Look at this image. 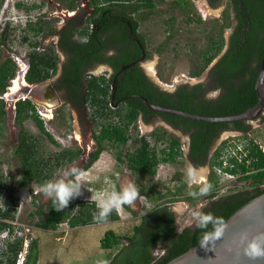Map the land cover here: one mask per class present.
<instances>
[{
    "label": "flooded vegetation",
    "instance_id": "obj_1",
    "mask_svg": "<svg viewBox=\"0 0 264 264\" xmlns=\"http://www.w3.org/2000/svg\"><path fill=\"white\" fill-rule=\"evenodd\" d=\"M135 1L129 0L128 3ZM137 1L143 2V0ZM177 1L179 0L156 2L152 8L140 4L138 8H135L133 5L118 6L105 2L99 3L97 0H72L71 2L69 0H40L38 2H34L33 0H18L15 5L25 10V22H22L24 24L23 27L39 33L49 34L55 45L54 48H51L48 45L42 46L38 40L30 42L32 46L25 53L24 58L5 49L0 54V62L10 58L15 63V75L8 80L6 90L7 92L12 88L14 84L11 85V83L17 81L16 90L11 91L9 94L12 98L11 101L14 102L13 109L15 116L16 102L26 98L36 107L47 132L49 131L45 125V118L48 122L52 121L55 123L57 129H63V133L67 129L73 132L74 128H76L74 123H77L78 136L74 134L75 136L72 137L77 139L79 144L76 147L68 146L62 149V152L69 150L75 156L73 159L66 160L62 166L56 167L60 169L65 166L64 169L58 171V173H62L61 177L56 180L57 176L56 178L52 176L46 182H75L76 173L72 171L73 168H77L81 172L87 171L105 151H111L114 159L113 165L119 169L120 173L129 174L130 172L135 174L131 169L128 156L135 150L137 145L144 144V140L149 141L150 145L155 147L159 152V155H162L161 152L165 147L169 150L170 139L177 137L171 132H180L184 138L177 137L180 142L178 159L184 158L186 162H190L194 166H206L205 178L201 179V181L205 180L206 183L204 185H207L212 172L211 160L218 147L225 142L224 147L220 150L219 158L227 147L233 148L235 155L232 158L237 161V164L232 162L233 168H235V164L238 168L235 178L229 180L232 182L220 189L218 186L215 196H203L205 202L199 201L196 203V206L191 207L188 212L190 217H194L191 222L181 226L178 220L179 209H176L168 201L160 204V201L169 197L170 194L175 197L176 195L173 194L175 189L171 190L169 188L168 191L170 190V193L157 200V204L152 207L154 208L158 204L159 206L168 205L174 213L177 228L182 229L186 226L194 227L197 225L199 222L198 218L204 213V207L213 208L215 205L214 200H217L219 197L227 193L237 192H243V195L246 196L254 193L257 189L264 188V182L260 183L251 177H247L251 173L256 172V170L251 168V158L246 159L248 152L250 153L251 137H254L253 124L255 123L258 128L264 127V108L252 119L201 120L152 107L180 110L209 118L229 117L236 115L230 114V111L239 105L238 91H244L239 87L238 77L233 74L234 72L232 71L230 74L225 73L222 64L226 60L225 55L227 51L232 46V35L240 26V18L243 20L244 17H250V14H248L250 7L245 4L244 0H188L182 8V6L176 3ZM166 2H170L166 5L167 8L174 9L176 7L182 12L184 24L188 27L193 24L200 26L206 24L205 17L209 9L218 10V14L214 18L215 25H218L217 30L214 32L217 34L216 41L207 38L204 46H199L198 48V44L196 43L198 40L194 39V42H190L191 38L187 42H182L179 39L175 40L174 46L180 47L182 45L187 50L185 58L189 61V65L184 72H170L171 76L177 79L172 80L171 78L173 77H171L170 80L173 83L168 87L160 81V78H163L164 75L160 73V70L155 69V66L158 64L157 61L152 64V70L154 76L159 78L158 81H155L147 72L145 62L153 58V53L155 52L152 53L148 48V40L142 28V23L148 18V15L154 12L159 4H165ZM5 3L6 0L3 1L0 7V14ZM42 7L46 9L44 11L46 16L44 15V18L37 17L34 26L31 24V12ZM191 7L196 8L195 14L186 15L185 11L190 12ZM227 11L229 12V16L225 19ZM22 17L19 14L16 16V14L12 15L11 13L3 17L6 20L2 27V32H0V48L2 45H9V32L12 30L11 20L21 21ZM56 18L57 20H55ZM167 19V26L169 27L167 38L173 39L176 30L175 14H170ZM243 23L244 29L247 30L246 21H243ZM38 27H42V29L38 30ZM206 29H208V26L203 28V30ZM222 38L224 39V44L221 50L211 56ZM163 43L158 44L154 49L156 54L162 53L164 48L161 45ZM196 48H198V51H196ZM174 50L176 49L174 48ZM50 52L56 56V69H51V76L45 79L31 81L30 78L33 76L31 69L34 57L38 55L45 56L47 53L50 54ZM174 57L176 58V53ZM111 58H114V60L112 61ZM125 58L130 60L121 62ZM153 65L155 66L153 67ZM256 65L257 61L251 54V75L257 72L259 76L260 68H256ZM139 72L142 76L137 75ZM178 75L180 76L178 77ZM228 75L229 77H224ZM143 76L152 84L151 92L145 85L141 84L142 80L139 77ZM95 77H97V81L100 83L102 89L106 88V84L111 86L110 105L106 106L108 114H104L103 112H99V114L94 109L99 107L98 105H105V101H99L95 104L90 96H88L89 81L94 80ZM183 77L187 78L182 79ZM46 82L52 89L49 90V88L44 86L34 92L35 86L41 83L44 85ZM254 88L256 94L251 90V95H242L247 100H255V97H257L258 102L256 104H258L260 99L264 98V90L262 91L257 88V81L254 84ZM6 92L2 97L5 100L7 116V102L4 98ZM54 95H56L55 98H53ZM133 107H136L138 110L137 117L129 125L128 130L133 138H135L133 133L137 132L138 139L129 138L123 143H118L110 136L104 137V131L106 129H114L118 123L126 127V124L124 125L126 123L124 114L127 110L128 112H132L129 109ZM43 115L45 118H43ZM29 119L37 126L40 136H44L46 140H50L48 135L41 131L36 121L32 118ZM25 121L23 123L24 126ZM15 122L17 123L16 118ZM140 123H144L147 126L145 132L140 129ZM17 124L19 126L17 131L18 144L21 124ZM28 131L31 132L29 129ZM225 133H228L227 138L219 141L221 135ZM193 135H199L198 145L200 148L204 146V150L198 154V160L192 159ZM231 136L233 137L228 138ZM254 140L255 142L259 141L255 137ZM161 142L165 146L159 148ZM127 146L130 148L125 151L123 148ZM262 152L264 153L263 150ZM72 153L69 152L67 158ZM55 162L56 158L52 157L51 163L55 164ZM239 163L245 166L241 168L238 166ZM116 178L120 183V176L116 175ZM30 183L36 184L39 189L42 187L36 182ZM117 187L119 188V185ZM194 195L198 197L200 191L197 194L195 192ZM125 207L132 211L129 204H126ZM152 208L145 209L144 201H141L139 221L143 217L147 219L148 217L146 216ZM42 230L49 231V229ZM6 237L12 239L9 231L6 232ZM127 244L128 241L123 239L122 243L118 245V251ZM164 246L163 243H158L152 249L153 254L158 258L162 257L165 253ZM156 247L161 248V254H155L154 250ZM113 248L114 246L109 250Z\"/></svg>",
    "mask_w": 264,
    "mask_h": 264
},
{
    "label": "trees",
    "instance_id": "obj_2",
    "mask_svg": "<svg viewBox=\"0 0 264 264\" xmlns=\"http://www.w3.org/2000/svg\"><path fill=\"white\" fill-rule=\"evenodd\" d=\"M4 0H0V7L2 6ZM67 1V0H66ZM70 2L72 0H69ZM127 1V2H126ZM129 0H97L99 3L115 4L118 6L130 5L139 7V5H144L146 7H154L156 2H163L165 0H143V2L135 1L133 3H128ZM188 0H179L176 3L182 8ZM245 4L250 7V17L240 18V26L235 30L232 35V46L229 48L225 55V62H223V71L225 73H231L238 77V85L244 91H238V102L239 105L232 109L230 114H240L245 112L249 108H252L258 102L257 97L255 100H247L242 94H250L253 90L256 94L254 84L257 81L258 73L255 72L251 75V54L257 61L256 68H260V61L264 55V0H244ZM129 6V7H130ZM229 16V12L225 13V19ZM191 18V17H190ZM243 21H246L247 30L244 29ZM250 21V22H249ZM42 29V27L37 28ZM209 39L217 38V34L211 33L208 35ZM224 44V39L220 40V44L216 48L215 52L211 56L216 54L221 50ZM209 52V50H208ZM210 56V57H211ZM113 57V56H112ZM209 57V59H210ZM109 60V59H108ZM113 61L114 58H111ZM128 58L123 59L121 62H127ZM51 69H56V56L52 52L47 53L45 56H35L32 63V74L30 78L31 81H39L51 76ZM136 69V66H135ZM15 63L12 59H6L0 62V133L2 127L5 123L6 109L5 100L2 95L7 90L8 80L15 75ZM140 76L139 74H137ZM142 76V75H141ZM229 77L228 76H224ZM142 81L141 84L145 85L147 89L151 92L152 84L143 76L139 77ZM88 96L97 104L99 101H105V105H98L99 107L94 108L99 112L108 114L106 111V106L110 105L109 96L111 93V86L106 84V88H101L100 83L97 81V77L94 80L89 81ZM132 87V86H131ZM130 89V88H129ZM246 92V93H243ZM164 96V95H163ZM129 109V108H128ZM132 112H125V122L126 127L121 124H117L114 129H106L104 132V137H111L114 141L118 143H123L129 138H133L129 133V125L136 120L137 108L133 107ZM100 114V113H99ZM16 121L21 124V131L19 134V141L15 148V154L18 156L21 164V179L18 182V186L23 188L26 187L30 182H36L38 185L42 186L46 183L48 179L53 176V170L57 166H62L66 160L73 159L75 156L69 150L60 152L56 155V162H52V157L47 158L43 155L41 151L40 142L38 137L24 126V121L32 118L36 121L42 132L48 135V138L56 142L53 136L46 131L43 124V120L40 117L34 104L30 102L29 99H20L16 102ZM107 133V134H106ZM134 140L138 139V134ZM194 144L192 148V159L198 160L199 153L204 150V146L200 148L199 135H193ZM180 142L177 137L170 139L169 150L165 147L162 150V155L155 147L150 145L149 141L144 140V144H139L136 146L135 150L130 153L129 161L131 164V169L135 174L153 176L156 173L158 166L162 162H178V156L180 153ZM198 145V147H197ZM225 145V142L221 144L216 150L214 156L211 160L212 172L209 176L207 185H199L193 189V192L200 191L201 188L208 186L207 193L209 196L213 197L218 190L219 176L217 171L213 168L214 166L221 165L220 150ZM249 151L246 159L251 158V168L255 169L256 172L251 173L250 176L256 181L264 182V153L259 148V145L255 142L254 137H251V145L249 146ZM72 153L68 156V153ZM237 164L235 159L230 160ZM235 168H226L232 173H237V166ZM238 166L244 167V164L239 163ZM3 174H0V230L8 229L11 233L15 232L14 226L10 221H14L17 214V207L19 203V196L15 194L14 190L7 191L6 183ZM73 182V181H72ZM188 182L184 181L180 184L177 189L173 192L177 196L187 192ZM217 189V190H216ZM205 192V193H206ZM170 193L168 192H158L156 187H153L147 192L148 200L151 202L160 200L164 196ZM204 193V194H205ZM263 189H257L254 193L244 196L243 192L237 193H227L224 196L219 197L214 200V207H204L203 216L209 217V221L203 227L195 225L194 227L186 226L182 229H178L174 219V213L168 205L159 206L156 205L148 213L145 219L136 223L133 227L131 234H117L114 230L109 229L105 232L103 238L100 241L101 247L103 249H111L115 245L122 243L125 239L128 244L123 246L117 253H115L107 264H166L178 255L186 252L190 248L202 242L205 236H209L219 227V222H225L227 218L235 212L239 207L244 205L246 202L252 198L263 194ZM203 194V195H204ZM197 196L189 195L188 200H194ZM49 210L44 211L43 209L36 210L39 216L36 225L42 229H56L58 225L64 221H68L70 227L74 228L77 226H86L89 224L100 223V221L94 219V214L98 215L99 208L94 203H70L69 205L57 211L53 207V200H49ZM126 204H124L125 206ZM145 206V205H144ZM146 209V206H145ZM120 217L116 210H113L106 221H117ZM104 221V222H106ZM23 238L9 239L6 243V247L3 250L4 255L7 256L8 264H16L18 254L23 250ZM163 243L165 246V253L162 257H156L152 249L158 244ZM38 242L36 239H32L29 243L28 250L25 256V261L23 264H36L38 260ZM6 250V251H5Z\"/></svg>",
    "mask_w": 264,
    "mask_h": 264
},
{
    "label": "rangeland",
    "instance_id": "obj_3",
    "mask_svg": "<svg viewBox=\"0 0 264 264\" xmlns=\"http://www.w3.org/2000/svg\"><path fill=\"white\" fill-rule=\"evenodd\" d=\"M17 1L18 0H6L5 6L1 10L0 32H2V27L6 20L3 18L6 14H16V16L19 14L23 17L21 18V21H16L14 19L11 20L12 30L9 32V45H2L0 48V54L3 50L8 49L10 52H14L21 56V58H24L25 53L30 50V47L32 46L30 45V42H34L35 40L41 42L42 46L48 45L51 48H54L55 44L53 43V40H51L49 34L39 33L23 27L24 24L22 22H25V10L23 8H18L15 5ZM33 1L38 2L40 0ZM169 3L166 2L165 4H159L154 12L150 13L148 18L142 23L143 31L148 40V48L152 53L155 52L153 53V58L145 62L147 72L155 81H158L159 78L154 76L152 70V64L157 61L158 64L156 66L153 65V67L155 66V69L160 70V73H163L164 76L163 78H160V81L167 87L172 85V80L177 79L174 76H171L170 72H184L189 65V61L185 58V52H187V50H185L182 45H180V47L174 46L175 40L179 39L182 42H187L191 38L190 42H194V39L198 40V42H196L198 44L197 47H203L207 41L208 35L214 33L218 28V25H215L214 23L215 15L218 14L217 9H209L208 14H206L205 17L206 24L201 26L193 24L188 27L184 24L182 12L179 11L178 8L175 7L172 9L166 7ZM195 9L196 8L191 7L190 12L185 11V14H195ZM45 10L44 7L33 10L31 12L32 15L30 16L32 20L31 24L35 26V20L37 17L44 18ZM170 14H175L176 18L175 37L173 39L167 38L169 30V27L167 26V17ZM55 20H57V18ZM206 26H208V29L203 30ZM159 42H164L161 45L164 49L161 54H156L154 49L158 44H161ZM174 48L176 50H174ZM198 48H196V51H198ZM175 53L176 58L174 57ZM179 76L180 75H178V77ZM170 78L172 80H170ZM186 78L187 77H183L182 79ZM12 84H14V87L12 86V88H10L4 95L7 102V116L5 120L6 122L0 133V174L2 173V176H4L6 190H14L15 194L19 196V203L16 218L14 221H10L15 224V232L11 233L8 229L3 231L0 230V264H8L7 256L4 255L3 251L6 247V241L9 240L6 237V232L8 231L12 239L14 237L23 238L24 243L21 254H23L24 258L31 239H37L39 244L37 252L39 256L36 264H98V261H105L108 263L110 258L118 252L119 247L118 245H115L112 250H105L100 247V241L105 232L112 229L117 234H130L133 225L139 222V208L141 201H144L146 209L152 208L157 204V201L151 202L147 197V192L153 187H156V190L159 192H168L169 188H171V190H176L182 182H188L186 193L177 197H173V195L170 194L169 197L160 201V204L168 201L176 209H179L178 220L181 226L188 224V222H191L192 218H194L189 216V209L196 206V203L199 201L205 202L203 196H209V193L206 192L204 195L200 194L195 201L188 200L190 194L194 195V188L206 183L205 180L201 181V178L198 176L199 172L206 173V166H194L191 165L190 162H186L184 158H180L178 159V162H162L153 176L137 175L130 172L129 174H124L122 172L120 173L119 169L113 165L114 159L111 155V151H105L90 169L82 172L83 176L81 180L80 194L70 200V203H74L75 206L79 203H94L97 206V204L105 198L107 193L111 191L121 192L124 187L131 184L137 192L136 198L131 204H129L132 211L128 210L123 204L119 210H116L120 217L117 221H106L86 226H78L75 228L70 227L68 221H64L60 223L55 230H42L36 225V221H38L39 217L36 214V210L43 209L48 211V201L50 197L46 196L34 183H30L23 188L18 186V182L21 179V164L18 156L15 154V148L19 126L15 122V111L13 109L14 102L11 101L12 98L11 95H9L11 91L16 90L15 87H17V81L11 83V85ZM43 118H45L44 115ZM45 120L46 128L56 142L46 140L44 136H40V131L32 120L29 119L25 121L26 128H28L32 134L40 136L38 137V141L40 142V149L44 156L51 155L52 157H56L64 147H76L79 144L78 140L72 137L75 136L74 134L78 136L79 133L76 122L74 123L76 128H74L73 132L72 130H65L64 127L66 132L63 133V129H57L55 123L52 121L48 122L46 118ZM146 127L147 126L144 123H140V129L144 132L146 131ZM252 130L253 136L264 144V127L258 128L254 123ZM171 133L175 134L177 137L184 138L180 132ZM133 135L136 137L137 132H134ZM227 135L228 133L221 135L219 141L226 139ZM232 137L233 136L228 138ZM163 146H165V144L161 142L159 148ZM129 148L130 147L127 146L123 149L126 151ZM64 168L65 166L60 169L56 168L53 173V178L54 176L55 178L57 176V180L61 177L62 173L60 174L58 171ZM116 175L120 176V183L118 182ZM74 180L76 181V176ZM229 180L230 179L227 178V176L219 175L218 188L220 189L227 184H230L232 181ZM117 185H119V188ZM198 192H196V194ZM187 207L188 209H186ZM56 237L60 239H57ZM161 251L160 247H156L154 250L157 255L161 254ZM18 263L19 260L16 264Z\"/></svg>",
    "mask_w": 264,
    "mask_h": 264
},
{
    "label": "water",
    "instance_id": "obj_4",
    "mask_svg": "<svg viewBox=\"0 0 264 264\" xmlns=\"http://www.w3.org/2000/svg\"><path fill=\"white\" fill-rule=\"evenodd\" d=\"M44 86L49 90L52 89L46 82L44 85L41 83L35 86L34 92ZM257 88L264 90V55L260 61ZM55 97L56 95L53 98ZM152 107L201 120L252 119L264 108V98H261L258 104L245 112L220 118L193 115L164 107ZM223 225V230L219 236L215 234L216 229L208 236L206 242L203 240L166 264H264V255L253 257L249 255L248 251L253 242H259L261 248L264 249V193L239 207Z\"/></svg>",
    "mask_w": 264,
    "mask_h": 264
},
{
    "label": "clouds",
    "instance_id": "obj_5",
    "mask_svg": "<svg viewBox=\"0 0 264 264\" xmlns=\"http://www.w3.org/2000/svg\"><path fill=\"white\" fill-rule=\"evenodd\" d=\"M76 173L75 182H46L41 187V191L53 200V207L55 210L60 211L69 205L70 200L74 199L80 194L81 180L83 173L77 168L72 170ZM208 189V186L200 189V194L203 195ZM137 192L133 185L129 184L122 189L121 192L111 191L106 194L105 198L97 204L99 208L98 215L94 214V219L104 222L113 210H119L123 204H131L136 198ZM198 226L203 227L209 221V217L200 216ZM223 222H219V227L216 230V235L219 236L223 230ZM209 237L205 236L204 240L207 241ZM249 255L253 257L264 255V249L261 248L259 242H253L249 246ZM98 264H107L105 261H98Z\"/></svg>",
    "mask_w": 264,
    "mask_h": 264
},
{
    "label": "built area",
    "instance_id": "obj_6",
    "mask_svg": "<svg viewBox=\"0 0 264 264\" xmlns=\"http://www.w3.org/2000/svg\"><path fill=\"white\" fill-rule=\"evenodd\" d=\"M256 143L264 151V145L261 142H259V141H256ZM234 155H235V151H234L233 148L227 147L223 151V154L220 157V160L222 162L221 165H217V166L214 167V169L217 171L218 175H220V176H227V178H229L230 180H232V179L235 178L236 174L235 173H232V172H230L229 170L226 169L228 167L233 168V163L230 161V159ZM19 254H20V260H19V263L18 264H23V262H22V259L24 258L23 257V254H21V252Z\"/></svg>",
    "mask_w": 264,
    "mask_h": 264
},
{
    "label": "bare ground",
    "instance_id": "obj_7",
    "mask_svg": "<svg viewBox=\"0 0 264 264\" xmlns=\"http://www.w3.org/2000/svg\"><path fill=\"white\" fill-rule=\"evenodd\" d=\"M198 176H199L201 179H204L205 174H204V172H203V173H202V172H199ZM17 260H20V254L18 255V259H17ZM24 260H25V258L22 259L23 263H24Z\"/></svg>",
    "mask_w": 264,
    "mask_h": 264
}]
</instances>
